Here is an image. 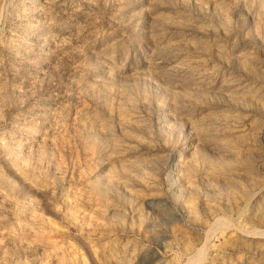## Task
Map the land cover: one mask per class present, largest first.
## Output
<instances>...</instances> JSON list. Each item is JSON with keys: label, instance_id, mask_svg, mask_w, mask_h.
Returning a JSON list of instances; mask_svg holds the SVG:
<instances>
[{"label": "rangeland", "instance_id": "1", "mask_svg": "<svg viewBox=\"0 0 264 264\" xmlns=\"http://www.w3.org/2000/svg\"><path fill=\"white\" fill-rule=\"evenodd\" d=\"M0 264H264V0H0Z\"/></svg>", "mask_w": 264, "mask_h": 264}]
</instances>
